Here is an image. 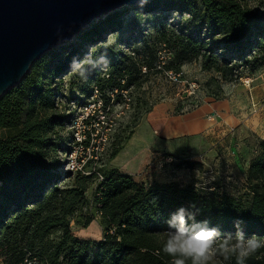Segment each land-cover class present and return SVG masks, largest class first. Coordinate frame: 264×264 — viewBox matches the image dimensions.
Returning <instances> with one entry per match:
<instances>
[{
	"label": "trees",
	"instance_id": "1",
	"mask_svg": "<svg viewBox=\"0 0 264 264\" xmlns=\"http://www.w3.org/2000/svg\"><path fill=\"white\" fill-rule=\"evenodd\" d=\"M156 10L176 16L173 26L182 21L190 25L167 29L157 23L154 41H132L125 50H109L108 71L95 72L90 79L103 110L122 99L124 92L141 88L149 72L161 70L156 68L158 46L171 52L164 68L176 73L198 62L203 71L234 82L241 77L238 67L251 73L264 68V0H150L143 9L136 8ZM122 23L117 10L92 21L71 41L37 59L23 80L0 98V133L5 132L0 136V264H171L172 258L162 251L164 233L171 214L180 207L196 212L197 221H207L223 234L234 236L235 222L241 221L246 237L255 234L264 240V140L257 139L255 154L243 170L250 193L247 202L173 184L147 187L115 168L99 167L87 175L63 170L58 153L72 150L65 147L64 137L72 113L55 99L60 95L59 77L70 69L73 56L81 57L84 48ZM210 80L222 91L216 79ZM181 106L180 102L179 110ZM150 111L146 101L136 107L129 131L112 142L109 161ZM72 142L77 144L73 137ZM92 161L88 159L85 168ZM92 186L90 200L87 192ZM87 207H92V216L83 214ZM96 214L103 228L101 238L75 236L70 223L87 226ZM227 264H236L235 257ZM245 264H264V248Z\"/></svg>",
	"mask_w": 264,
	"mask_h": 264
},
{
	"label": "rangeland",
	"instance_id": "2",
	"mask_svg": "<svg viewBox=\"0 0 264 264\" xmlns=\"http://www.w3.org/2000/svg\"><path fill=\"white\" fill-rule=\"evenodd\" d=\"M137 7V5H124L116 9L117 11H121L123 15L121 28L117 29V31L108 32L100 40L88 45L83 49V54L80 58L88 52L90 46L105 42L109 35H111L113 39L111 45L113 49L125 50L127 42L134 41L140 44L139 41L144 39L150 42L154 41L156 34L155 25L157 23L165 24L167 29H183L190 25L188 22L182 21L179 27L173 26L177 18L176 16L168 15L169 12L167 11L158 12L156 10L143 12L136 17L133 13L136 11ZM262 13H264V10H262ZM74 37L75 36H73L72 39ZM100 51L102 52L103 49ZM166 51L169 52L167 48L158 46L160 56L167 57ZM169 62V60H166L165 67ZM236 70L240 73H249L244 66L238 67ZM69 71L70 69L59 77L61 81L59 85L60 95L55 97L57 102L60 101L62 104H65L72 113L70 124L66 128L64 134L67 142L65 147H71V151H74L73 153L78 160L89 159L91 155H93L91 149L97 153V160H93L90 167L85 168L84 172L81 173L82 175H87L90 171H95L99 167H105L107 169L115 168L131 174L136 182L143 183L147 187L155 184H173L179 188L191 187L195 189V191L204 194L211 193L212 191L213 193L228 194L241 202H247L250 199V193L244 184L245 177L243 168L239 163L235 165L231 157H228L226 154L221 156V158L220 155L216 153L208 155V147L211 146L202 144V147L197 146L195 151L192 150V152H190L191 150H189L188 145H185L186 142L182 141L170 145L171 151H154L160 149V147L164 148L165 145L162 143L161 139L154 135L153 129L145 124L140 126L142 120L148 113L141 118L138 125L133 129L134 133L132 137L124 144L123 149L118 155L113 160H108V155L112 148L111 144L116 140V135H125V133L129 131V125L134 121L136 107L139 106L142 101L148 103V106L151 107V111L154 108H164L166 105L167 107L172 105L176 113L179 112L180 102H185L188 105H192V103L201 105L202 95L209 96L216 101L220 100L223 97V93L218 90L216 86L217 83L211 82L210 79H216L215 81L219 82L221 88L222 86H230L233 84L232 82L222 81L219 74L214 71H203L198 62L186 64L181 68L183 81L198 85L197 98L189 99L186 98V94H183V87L169 82L164 73L166 68H164L158 72H149L141 88L131 89L127 93L124 92L122 99L118 101H116L113 96L112 100L115 101H111L105 110H98V96L95 91L91 90L92 86L90 84V79L91 75L95 72H99V70L91 71L87 82L82 81L78 76ZM236 82H239V80L237 79L235 83ZM248 87H250V85ZM246 94L250 97L248 92H246ZM84 104H87L86 110H83ZM96 110L98 111L96 112ZM85 112L94 115V117L89 121L88 125L84 126L81 123V119H83ZM165 112L168 114L171 111L167 110ZM4 135L5 132L0 133V136ZM77 136L80 137L82 141H84V137L86 138L85 141L90 140L91 148L85 150L78 147L77 144H74L72 142V137L73 141L77 142ZM249 141H251L254 148L257 139L255 140L254 137L251 136ZM212 148L218 151L222 150L221 147L217 145L212 146ZM206 150L207 153L204 154ZM68 151L69 150H66L64 153H58V157L64 164ZM200 153L207 156L204 157V159L200 158ZM254 154L255 153H253V155ZM253 155H251V158ZM171 157L172 160H170ZM181 163L184 164L178 167ZM189 163H198L200 166H194L192 168L187 165ZM63 170L66 171L64 165ZM68 181L63 185L68 184ZM93 188L92 186L87 192V197L90 200H92ZM83 214L92 216V207H87L83 210ZM70 226L74 235L83 239L99 240L103 232L101 221L97 214L93 215V220L87 226L76 224L74 221L70 223Z\"/></svg>",
	"mask_w": 264,
	"mask_h": 264
},
{
	"label": "crops",
	"instance_id": "3",
	"mask_svg": "<svg viewBox=\"0 0 264 264\" xmlns=\"http://www.w3.org/2000/svg\"><path fill=\"white\" fill-rule=\"evenodd\" d=\"M246 79L251 80L250 87L243 84ZM238 80L222 86L223 97L218 101L202 95V104L186 112L175 113L172 105L149 112L140 126L145 124L153 129L165 145L154 151H171L170 145L184 141L192 152L204 144L211 146L208 155L216 153L221 158L226 154L235 165L239 163L246 170L254 153L249 139L252 136L255 140H264V68L258 73H241ZM167 110L171 112L166 114ZM214 145L222 150L213 149ZM199 156L204 159L207 155L200 153Z\"/></svg>",
	"mask_w": 264,
	"mask_h": 264
},
{
	"label": "water",
	"instance_id": "4",
	"mask_svg": "<svg viewBox=\"0 0 264 264\" xmlns=\"http://www.w3.org/2000/svg\"><path fill=\"white\" fill-rule=\"evenodd\" d=\"M136 4L137 0H0V98L53 47L68 43L92 21Z\"/></svg>",
	"mask_w": 264,
	"mask_h": 264
},
{
	"label": "clouds",
	"instance_id": "5",
	"mask_svg": "<svg viewBox=\"0 0 264 264\" xmlns=\"http://www.w3.org/2000/svg\"><path fill=\"white\" fill-rule=\"evenodd\" d=\"M149 2L150 0H137V6L143 9ZM142 13L135 11L133 14L137 17ZM60 32L61 29L58 28L57 35ZM112 43V36L109 35L105 42L90 46L82 58L73 56L69 72L87 82L91 71H108V51L116 50L111 47ZM191 207L194 208L195 205ZM241 224V221L235 222L234 236L231 233L223 234L218 227H210L207 221H197L196 212L180 207L167 221L168 229L164 233L162 251L172 258L171 264H216L217 260L221 264H227L233 257L236 264H245L247 259L264 248V240L255 234L246 237Z\"/></svg>",
	"mask_w": 264,
	"mask_h": 264
},
{
	"label": "built area",
	"instance_id": "6",
	"mask_svg": "<svg viewBox=\"0 0 264 264\" xmlns=\"http://www.w3.org/2000/svg\"><path fill=\"white\" fill-rule=\"evenodd\" d=\"M166 52H167L166 53L167 54V57L160 56V54L158 52V59H159V61H158L157 66H156L157 69H161V70L164 69V66L166 64V60L171 61V59H172L171 52H168V51H166ZM164 73L166 74V77L168 78V80H169L170 83L175 84V85L177 84V85L183 87L182 88L183 89L182 91H183V94H186V98H189V99H191V98H197L198 85L195 84V83H187V81H183V79H182V72L176 73V72H174L172 70H166V71H164ZM242 82H243V84H246L247 86H249L250 83H251V80L250 79H246V80H244ZM109 95H110L111 99L114 96L113 93H109ZM184 99H182V100H184ZM97 102H98V107H99L98 110L102 109V107H101L102 106V103L99 100V98H98V101ZM181 103H182V106H181V111L182 112H186V111H189L191 109H194L198 105V104H195V103H192V105H190V104L188 105L185 102H181ZM84 109L85 110L87 109V104H84L83 110ZM98 110H96V112ZM94 113H95V111H94ZM93 117H94V115H90L89 113L85 112V114L83 116V119H81V123L85 126V122L92 120ZM76 139H77V142H75V143H77V146L78 147L83 148L85 150H89L91 148L90 140L89 141H85L86 138L84 137V141H82V139H80V137H78V136H77ZM85 142H88V146L87 147H85L84 144H83ZM91 151H92L93 155H91V157L89 159H91V160H97V155H96L97 153H96V151H93V149H91ZM73 152L74 151H71V152L67 153V158H66V161H65V170L66 171H70V172H74V173H76V172L83 173L84 172V169H85L86 161L88 159H84V160L83 159H79L78 160L75 157V155H74ZM92 156L93 157L95 156V157L93 158ZM170 160H172V157L170 158Z\"/></svg>",
	"mask_w": 264,
	"mask_h": 264
}]
</instances>
